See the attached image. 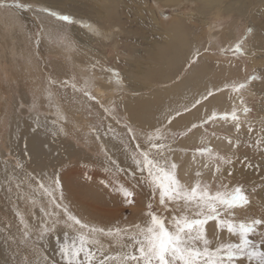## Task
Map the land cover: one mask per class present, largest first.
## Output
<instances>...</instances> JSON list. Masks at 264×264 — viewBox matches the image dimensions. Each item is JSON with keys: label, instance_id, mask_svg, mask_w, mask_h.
<instances>
[{"label": "snow or ice", "instance_id": "snow-or-ice-1", "mask_svg": "<svg viewBox=\"0 0 264 264\" xmlns=\"http://www.w3.org/2000/svg\"><path fill=\"white\" fill-rule=\"evenodd\" d=\"M0 8L13 12L17 18L27 11L36 15L37 20L45 17L50 22L46 27L41 21L37 31H25L31 50L28 63L33 57L37 61L42 59V44L56 45L69 55L73 50L79 51L81 45L72 32L74 26L103 36L96 25L46 2L37 7L21 0H0ZM210 47L209 41L204 51ZM223 51L233 56L245 54L242 42ZM201 56L200 47L193 45L183 70H190ZM93 67H100L102 72L112 73L118 82H123L115 68L104 69L100 61H95ZM258 78L264 79L252 75L243 82L206 84L183 102L162 109L153 124L143 127L122 115L118 104L105 105L97 99L92 92L94 75L82 86H78L75 76L68 79L45 76L42 95L50 102L49 107L55 109L51 114L56 118L49 123L48 114L40 113L36 89L30 91L31 101L18 102L13 105L15 110L28 112L33 132L67 137L68 118L61 109L80 105L92 120L85 135L94 137L98 143L101 166L113 178L107 184H114L112 191L125 206L134 205L135 197L146 190L147 210L141 222L126 221L122 226L93 223L79 215L68 202L58 170L28 171L22 158L9 152L15 163L9 166L5 160L0 190L16 208L20 224L19 239L16 235H5L6 242L16 244L12 264H264V213L240 215L251 212L257 195L260 206L264 207V176L252 187H246L236 176L237 164L244 169L264 171L248 155L239 154L244 144L264 160V120L257 130L252 121L241 119V114L247 117L251 111L244 104L243 92ZM69 88L71 93L67 91ZM224 91L236 94L240 105L233 102L231 109L224 111L212 107L216 94ZM54 96L56 102L52 103ZM186 114L197 118L181 124ZM7 115L6 108L5 119ZM218 125L235 130L231 136L223 137L231 146L225 153L211 145L213 138L221 137L209 127ZM244 127L247 139L242 132ZM195 131H201L200 143L181 146ZM177 153H191L193 162L202 161V168L211 172V178L203 179V172L197 170L194 183L182 182L179 165L174 160ZM24 155H28L26 149ZM21 203L26 205L30 220L20 210ZM58 230H62V237ZM50 237L56 241L52 256L45 245Z\"/></svg>", "mask_w": 264, "mask_h": 264}, {"label": "rangeland", "instance_id": "rangeland-1", "mask_svg": "<svg viewBox=\"0 0 264 264\" xmlns=\"http://www.w3.org/2000/svg\"><path fill=\"white\" fill-rule=\"evenodd\" d=\"M27 1L28 0H21V2H27ZM31 1L32 2H38V3H41V2L45 3L46 2V4L52 5V6H59L58 5L59 3L64 4V2L62 0H31ZM66 1H67L66 3H68L69 8L73 7L74 10L77 8L75 10V13H72V14H74V15H76V14L81 15L82 14V15H86L92 19L94 18L93 21L98 20V17H97L98 16L97 15L98 8H96V10H95V9H91V6H90L91 3L94 4L92 0H72V1L66 0ZM162 1L161 0L160 1L159 0H154V1L153 0L152 1L151 0H111L110 1L111 4H114L115 9H116L115 10V16H114V19L116 20L115 22L120 23L122 25V27L124 29V33L123 34L118 33L114 40L111 39L108 42L109 45L107 44V46H104L100 42L96 41V39L94 40L90 36L85 35V33H82L80 31L77 32L76 28H74V30H72L74 37L80 43L81 48H85V49L87 48V50L89 51V54L91 55L92 60H91V58L87 59V62L90 64L91 68L92 69L95 68L97 70L99 69V71H101L100 67H93V65L95 64V60L100 61L102 65H105V66H103L104 69H106L108 67L109 68L117 67L118 69L117 68H115V69L118 70V72L120 73V77H121L122 81L126 82V79H127V81L130 83V82H133V78H132V74H130L129 72L143 70V68L146 66H150L151 68L154 65H155V68L157 66L161 67V64H157V63L155 64L157 59L156 60L153 59L155 61V62H153L148 55H143V52L141 50L144 48L147 49L148 47H150L154 40H160L161 41L163 39V37H161V36L164 32V27H166L168 25V23L170 24V22L172 20H178V21H182V22L193 23V24H191L193 26L191 29L193 31L195 30L197 32H200V34L202 35V41H200V42L202 43V47H203V45H204V47L203 48L200 47V50L202 53L201 57H202V60L205 61V64H207L208 67H215L216 66V61L214 59L215 57H213V55L217 56V53L214 54L215 52H217V51L224 52L223 49L234 47L237 42H242L245 55H243V56L239 55L240 58H238L237 60H236V58H233V57H235L233 55H231V57H229L230 62L234 63V61H236L237 63H234V64H237V65L235 66L236 68L231 66L234 69L232 70V72L229 75H227L225 77L227 79V81L238 80V81L243 82L245 79H247L248 77H250L252 75H256L257 77H264V0H177V2H176V0H174L173 4L177 3L176 5H173L172 3L166 4L167 3L166 1H164V0H162ZM203 1L210 2L212 4L211 7L210 6L204 7V5L202 4ZM245 1H247V2H245ZM28 2H30V0ZM154 2H159L158 3L159 4L158 15H156L157 13L153 11V8L157 7V5H155ZM105 3H108V2L105 1ZM242 3H244L245 6H243ZM240 4L242 5V7H238ZM34 5H36V4H34ZM154 5H155V7H154ZM36 6H41V5H36ZM89 6H90V8H89ZM178 6H179V8H178ZM208 9L209 10L211 9V10L208 12ZM223 9H226V10H223ZM240 9H242V10H240ZM216 10H218V11H216ZM66 12L71 13L70 11H66ZM1 16L5 19L3 14H0V18H2ZM76 17L83 18L82 16H76ZM83 19L85 20V18H83ZM40 22L41 21H39L38 23L35 22V23H37L36 26ZM205 22L211 24L212 27L216 26L215 28H220L222 30L224 29V30L232 31L230 33L231 36L228 38L229 41L228 40L227 41H225V40L220 41L219 40L220 42H217L218 43V44H216L217 46H211L209 48L208 52H209V54H212V56H209V54L203 50L205 47L208 46V42H209L208 41L209 36H207L208 29H205V27H206L204 25ZM0 25H1V21H0ZM195 25H197V27ZM249 28L252 29L251 32L247 31V29H249ZM37 30H38V27H37ZM80 30L83 31V29H80ZM5 32L6 31L3 32V30L0 28V46L2 48V49L0 48V50H1V52H0V88H1L0 89V110H1L0 111V115H1L0 116V130H1V132H0V135H1L0 136V160H1L0 161V173H2V171H3L5 160L8 161V159H11V162H8L9 166H11L12 164L15 163V161H13L12 157L10 158V156L7 154H9V152H12V151H13L12 153H15L14 148L12 149V147H15V145H17L20 141V138H18L19 133H16L17 130H19L20 127H22V126H26L27 124H28L29 128L33 127V125L31 124L32 122L29 119L28 112L23 111V112L18 113L15 110V108L13 107V105L18 104V102H21V101L24 102L25 104H28L32 99V97L30 95V91L32 89H36V92L40 91L39 93H37V96H38L37 103H38L39 111H40V113L48 114V120H50V122H51L52 119L56 118L54 115L51 114L55 109L49 107L50 102H48L42 95V89L45 86V83H44L45 75L47 76V75L51 74L53 76L59 77L60 79H68L71 76H75L76 79L79 81L78 86H82L84 84V80H85L84 77L80 76L79 72H77V69L75 67L76 65L74 64V61H73V58L75 60H77V56L72 55V54L76 53L78 51L73 50V52L70 54L71 58H72V61L70 62V60L68 59L69 58L68 55L66 54V56H65L63 53H61L62 49L59 48L58 46L42 44V46H41L42 49L40 47V49L43 52V53H41L42 59L40 60L42 63L40 61H37L36 58L33 57V59H32L33 64H31V68H28L26 66V64L23 61H21L23 58L22 57L23 53H20V51H22L23 49L21 50V48H18V45L15 43L16 40H13V39L10 40L11 36L8 38L6 36ZM126 33L129 34V36H126L127 35ZM79 34H80V36H79ZM252 35H253V37H252ZM255 35H256V38L254 39ZM257 35H258V37H257ZM77 36L79 38H77ZM234 36H235V39L237 38L238 40L236 39V42L233 41L234 43L231 44ZM125 37H126V39H125ZM216 37H217L216 40L218 41V37H219V39L221 37L220 33H218L216 35ZM3 40H4V42H3ZM116 40H118L117 41L118 43L116 42ZM213 40H215V39H213ZM119 41H120V43H119ZM244 41L245 42L248 41L247 44H245V46H244ZM201 43H200V45H201ZM2 44H4V45H2ZM13 44H16V47L18 49ZM115 44H116V46H115ZM212 44H214V43H212ZM259 46H260V48H259ZM11 47H12V49H9ZM218 47L220 48V50L218 49ZM253 48L254 49L256 48V50L253 51ZM43 49H45V50H43ZM89 49H91V50H89ZM15 50H16V52H15ZM49 50H50V53L47 52ZM9 51L13 52V54L10 53ZM28 51L31 52V50H28ZM17 52H19V54ZM30 54L31 53H29V56H30ZM62 54H63V56H61ZM227 54H232V53L227 52ZM249 54H251L253 57ZM8 55H10V56H8ZM206 55L208 57H210L211 59L210 60L205 59ZM13 56H15V57H13ZM100 57L102 59H100ZM201 57L199 59H201ZM249 57L252 59H250ZM144 58H146V60ZM231 59H232V61H231ZM243 59H245V60L243 61ZM256 60H258V61H256ZM12 61L14 63L16 61V63L14 64ZM3 63H5V64H3ZM11 63H13V64H11ZM143 64H144V66H143ZM9 65L13 66V68H15V69L13 70V68ZM90 66H85V67H87V69H88V67H90ZM8 67L10 69L12 68L13 71H11ZM33 67H35L34 69H35V71L38 72L39 75L34 72ZM19 68H21V69L19 70ZM3 69H5V70H3ZM40 69H41V72H39ZM3 71L5 74L3 73ZM17 71L19 72L18 74L21 75V77L19 75H17ZM105 72L101 71L100 75L98 74L97 78H98L99 82H96V81H98L97 79H96V81H94V86H93L94 90L92 89L93 90L92 92L97 97V99L100 100L101 102L103 101L102 103H104L105 105H111L112 103H115L118 105L120 104L119 106L121 109V108H123L122 105L124 103L123 101L121 103V98H122V100H123V98L125 100L126 96L131 95V93L121 92V90L120 91L117 90V91H115V93H112L111 96L109 93H106L105 96L107 99L104 96L99 97L96 95L97 93H95V88H97L98 86L102 87V85L104 84L103 86L108 88L109 85L111 84V83H108V81L106 80L107 73H105ZM179 72L180 71L177 72L176 76L178 75ZM238 72L241 74H239ZM187 73H190V71L189 70L186 71L185 75ZM10 74H11V76H10ZM40 74H41V76H40ZM122 74H123V76H121ZM185 75H184V77H185ZM18 76H19V78L16 79V77H18ZM85 78H88L87 74H86ZM179 80H180L179 78L176 79V82H179ZM24 81L26 82L25 83L26 85H24V83H23ZM39 81L42 83H40ZM128 82H127V84H128ZM157 82H159V81H157ZM157 82L153 83L152 85L149 82V85H151V87L149 89L152 90V89L157 88L160 85ZM34 83H36V84H34ZM38 83H40L39 88H38ZM123 84H125V83H123ZM132 84L133 83H131L130 85L133 88L135 85L134 84L132 85ZM14 85H15V87H14ZM34 85L36 86V88ZM9 86H11V87H9ZM12 87H14L13 90L11 89ZM150 90H146L144 92L148 93ZM67 91H70L69 93H71L70 88ZM131 92L134 93L133 91H131ZM229 94H230V96L232 95L231 97H233V93L232 94L229 93ZM25 95H26V98H25ZM119 96H120V98H119ZM145 96H147V95H145ZM5 99H6V101H5ZM23 99H25V100H23ZM7 100L9 102L8 104H7ZM243 100L245 101L244 104L249 109H251V111L247 114V119L252 121L254 127L258 130L260 127V121L264 120V79L258 78V79L252 80L248 84L247 89L244 90V92H243ZM2 101H4L5 105L2 103ZM125 102H126V100H125ZM52 103H55V99H53ZM92 103L95 104V102H92ZM6 108H7V111H9L8 115H7L8 119L7 118L5 119V109ZM65 110H66L65 116L68 118V123L66 124V130H67V132H69V135L67 136V137H69V139L67 137H65V139H60L61 137L58 139V137H53L51 135V138L55 139V142H54V140H52V142L60 144V143H62V141H65L66 143L65 142H63V143L65 145H67L66 151L72 152L71 148H74V149H80L82 151V153L85 152V153H83L85 155H83V154L82 155L85 156L84 159H85V166L86 167L82 164L83 170L81 171V174L69 173V175L71 177L68 176L69 179L63 180V184H64L63 186H65V188H67V189H69L68 186H70V185L73 188H78V189L79 188H83V189L86 188L85 193H83L81 191L80 195L82 197L86 198L87 200H91L90 202H92L95 205H96V203L101 202L100 200H102V202H103L102 198H104L105 196L110 197L111 200L114 199V197L118 196V195L112 191L114 184H110V185L107 184V182L109 181L107 177H111V180L113 178L108 173L104 174V170L101 167V160H100V158H98V147H99L98 143L95 141L94 137L85 135V133L88 132L89 124L92 123L91 118H89L87 116L86 112H84L82 109H80V105L65 106ZM122 110H121L122 115H126V111L129 112L128 109L127 110L125 109L126 111H124V109H122ZM152 110H154V111L151 113V115H154L156 117L159 114V112L155 111L156 110L155 108ZM32 115L35 116L36 113H33ZM241 115H244V114H241ZM50 116H52V117H50ZM41 118L43 119V116ZM195 120H196V117H194V121ZM15 122H17V123H15ZM23 122L25 123V125ZM133 123H136V124H139L143 127H146L145 124H140L139 121H137V120L133 121ZM153 123L154 122H150L149 126ZM185 123H187V122H185ZM8 124H10V127ZM181 124H183V123H181ZM75 125H77V126H75ZM69 127H71V128H69ZM228 127L230 128V131H232L231 134H233L235 130L233 128H231L230 126H228ZM16 128H17V130H15ZM244 128H246V127H244ZM244 128H242V132L244 133V139H247L248 138L247 133H245V132H247V128L246 129H244ZM209 130L215 131L218 135H226L227 134V131H225V129H223L222 127H220L218 130H216V129L213 130L212 127H209ZM12 133H14V134L12 135ZM15 135L16 136L18 135V136L15 137ZM254 136H255V132L253 133V137ZM14 137H15V140L13 141ZM17 139H18V141H17ZM70 142H72V143H70ZM199 143H194V144H192V146L197 145ZM24 144L27 145L26 142ZM4 145H5V147H4ZM188 147H191V146H188ZM245 148H247V151L245 150ZM240 149H241L242 153H241ZM240 149H239V154L241 156H243L245 154L248 155L253 163L260 164L261 167L264 168V160L261 159V156L259 153L253 152L252 149L246 147L244 144H242L240 146ZM216 150H218L221 153H225V152L230 151V148L226 149V148H223L222 146H219V147H217ZM86 153H87V155H86ZM90 153H91V155H90ZM118 153L119 152H117V155H119ZM20 157L22 158V162L27 167V170H28L30 168L28 166L33 165L32 161L29 159L28 156H22L20 154ZM41 158H42V156H41ZM68 159L69 158L64 159L65 160V163H63L64 165L61 164L62 169H68L70 167V165L72 166V164H79V162H77L78 161L77 159H79V158L76 156L70 157V159H69L70 161H68ZM73 159H74V161H72ZM94 159H96V160H94ZM43 160H44V157H43ZM93 160L95 162H93ZM86 161H88V162H86ZM62 162H64V161H62ZM91 162H93V164ZM88 163H90V164H88ZM97 165H99V167ZM61 166H58L57 169H61L60 168ZM238 168L240 170H238ZM70 169H72V168H70ZM197 170H199V169H195V172L193 174L194 179H195V173ZM244 170H246V169H244ZM244 170L243 169L241 170V166L239 164H237V173H236L237 179L240 180L242 183H245L246 187H252L253 185H258L260 183V176H264V171L257 172L256 170H249V171H247V170L244 171ZM88 171H90V172H88ZM99 171L100 172L102 171V173H100ZM69 172H71V171H69ZM98 173H100V174L97 175ZM106 174H107V176H106ZM95 175H97V176H95ZM78 176H80V177H78ZM93 176H95V177H93ZM99 177H100V179H99ZM209 177H211V176L203 175V179L206 178L205 180H209L210 179ZM71 178H73V179H71ZM95 178H96V181L94 182ZM92 179H94V180H92ZM102 181L104 183H102ZM181 181L183 182V180H181ZM105 185H107V186H105ZM96 188H98V189H96ZM99 189L102 190L103 194L100 197L96 196V198H98L97 200L95 198L92 199L93 196L90 197L91 193L95 196V194L93 192H95L97 194ZM258 191H259V189H257V192ZM142 201H144V198H141L140 196L138 198L136 196L135 197V204L132 205V207L125 206L122 203L120 205H117V206L115 204H112L115 206L114 207L115 209L118 208L120 210L119 213L117 214L118 216L115 220H117L119 217H121V218L116 222V224L122 226L124 224V222H126V220H127V222L129 219L131 220V215L133 213L132 208H134V213H137V214L140 213L141 216H144V213L147 210L146 205H147L148 197H146L144 204H142ZM19 207H20V210L22 212H24L25 218L30 219L27 216L26 205L24 203H21V205ZM253 208H252L250 213L241 212L240 215L243 216V215H247V214H254L256 216H259V212H260L261 208H259L257 206H256V208H254V209ZM87 210H89V209H87ZM94 216H96V215H94ZM95 220H96V218H95ZM113 221H114V219H113ZM112 222H108V224L110 225ZM133 222H136V220L132 221V223ZM130 223H131V221H130ZM0 225H1L0 226V229H1L0 230V264H12V257H13V253L16 250V244L12 243L10 241L6 242L5 235L6 234H8V235L14 234L19 239V233H18L17 229H18V227H20V224H19V218L16 216V208H14V206L7 200L6 193L3 190H0ZM16 225H18V226H16ZM48 242H49V239L47 241H45V245ZM21 250L23 251V249H21ZM16 258L20 259L21 257L17 256Z\"/></svg>", "mask_w": 264, "mask_h": 264}, {"label": "bare ground", "instance_id": "bare-ground-1", "mask_svg": "<svg viewBox=\"0 0 264 264\" xmlns=\"http://www.w3.org/2000/svg\"><path fill=\"white\" fill-rule=\"evenodd\" d=\"M62 1L64 2V4L63 3H59L58 4L59 6H53V7L55 9H57V10L63 9L64 11H70L71 13H75V10L77 8L75 10L73 9V7L69 8L68 3H66L67 1L66 0H62ZM92 1H93L94 4L91 3V5H90L91 9H95L96 10V8H98V11H97L98 20L93 21L94 18L92 19V18H90V17H88L86 15H82L80 12L79 13L81 15L76 14L75 16H82L83 18H85V20L87 22L96 25L102 31L103 36L100 37V36H96L94 34H90L87 30H84V29L82 31V30H80V28L78 26H74L72 30H74V28H76L77 32L80 31L82 33H85V35H88L91 38H93L94 40L96 39V41L100 42L102 45L107 46L108 42L111 39L114 40L118 33H122L123 34L124 33V29H123V27H122V25L120 23H116L115 22L116 20L114 19V16H115V10L116 9H115L114 4H111V2H110L111 0H92ZM105 1H107L108 3H105ZM164 1L167 2L166 4H168V3H172L173 4L174 3V0H164ZM31 2L32 1L30 0V2H28V3H31ZM176 2H177V0H176ZM245 2H247V1H245ZM41 3L32 2V4H36V5H41ZM154 3H155V5H157L158 8L157 7L153 8V11L157 13L156 15H158V13H159V4L158 3L159 2H154ZM176 4H173V5H176ZM202 4L204 5V7H208V6L211 7V5H212L210 2H206V1H203ZM242 4H243V6H245L244 3H242ZM46 5H48V4H46ZM155 5H154V7H155ZM90 6H89V8H90ZM37 7H39V6H37ZM238 7H242V5L240 4ZM178 8H179V6H178ZM210 10L208 9V12ZM223 10H226V9H223ZM240 10H242V9H240ZM216 11H218V10H216ZM0 14H3L4 17H5V19L2 16H1L2 18H0L1 25H2V26L0 25L1 26L0 28L3 30V32L6 31L5 33H6V36L8 38L11 36L10 40H12V39L16 40L15 43L18 45V48H21V50L23 49L22 51H20V53H23V55H22L23 58H22L21 61H23L28 68H31V64H33L32 61H31V63H28V61H27V58L29 57V53H31V52L28 51V50H30V45H29L28 41L25 39V31H32V32L37 31L38 25L36 26V24L39 21H44L46 27L48 26V23H50V22L45 17H41L40 20H37V18H35L36 15H34L32 12H27V11L21 12L19 18H17L14 15L13 12L6 11L3 8H0ZM35 22H37V23H35ZM191 24H193V23H191V22H182V21H178V20H172L170 22V24L168 23V25L166 27H164V32H163V34L161 36V37H163V39L161 41L160 40H154L150 47H148L147 49L144 48V49L141 50L143 52V55H148L153 62H155L153 59H155V60L157 59L155 64L156 63L157 64H161V67L157 66L155 68V65L153 64L154 66H152V68L150 66H146V67L143 68V70L129 72L130 74H132L133 82L129 83L127 81V79H126V82H123L125 84L118 82L116 77L112 73L104 71L105 73H107L106 80L109 81V78H110L111 82H108V83H111V84L108 87L109 89L104 87L103 83H102L103 85L101 84L102 87L98 86L97 88H95V93H97L96 95L99 96V97L104 96L106 98V96H105L106 93H109L110 96H111L112 93H115V91H117V90H119V91L121 90V92L131 93V95L126 96V98H125L126 102H125L124 98H123V100L121 98V103H122V101L125 103V104L123 103V105L121 104L123 106V108H121V110L124 109V111H126L128 109L129 112L126 111V115L128 117H130L132 121H136L137 120V121H139L140 124H145L146 127H148L150 122H154L155 118H156L154 115H151V113L154 111L152 109L155 108L156 109L155 111L160 113V111L162 109H165L167 106H169V105L175 106L176 104L183 102L184 99H186V98L190 97L191 95L201 91L206 84L210 83V84H213V85H222L223 82L227 81V79L225 77L227 75H229L232 72V70L234 68H236L235 66L237 65V64H234V63H237L234 60H233L234 63L230 62L229 57H231L232 54H227V53L220 52V51H217L215 53L213 52L214 54L217 53V56L213 55V57H215L214 59L216 61V66L215 67H208L207 64H205V61L202 60V57H201V59L198 60V63L189 70L190 73H187L185 75L186 71H184L182 68L185 65L187 57L191 53L193 45H196L198 47H202V43L200 42V41H202V35L200 34V32H197L195 30L193 31L191 29L193 27ZM22 25H23V27H22ZM204 25L206 26L205 29H208L207 36H209L208 37L209 40L208 39L207 40L211 42V46H217L216 45V44H218L217 42H220L221 40L227 41L228 38L231 36L230 33L232 31H228V30H224V29L222 30L220 28H215L216 26L212 27L211 24L206 23V22L204 23ZM195 26L197 27V25H195ZM218 33H220L221 37H220V39L218 37V41H217L216 40L217 39L216 35ZM79 36H80V34H79ZM126 36H129V34H127ZM252 37H253V35H252ZM257 37H258V35H257ZM77 38H79V37L77 36ZM255 38H256V35L254 36V39ZM125 39H126V37H125ZM213 39H215V40H213ZM236 39H235V36H234V38L232 39V43L231 44L234 43L233 41L236 42ZM117 41L118 40H116V42ZM3 42H4V40H3ZM247 42L244 41V46H245V44H247ZM119 43H120V41H119ZM200 43H201V45H200ZM212 43H214V44H212ZM4 44H2V45H4ZM16 44H13V45H15V47H16ZM32 46L34 47V44ZM115 46H116V44H115ZM260 46H259V48H260ZM203 47H204V45H203ZM0 48H1V46H0ZM9 49H12V47L9 48ZM41 49H42V47H41ZM41 49H40V53H43ZM218 49L220 50L219 47H218ZM43 50H45V49H43ZM254 50H256V48L255 49L253 48V51ZM208 51H207V53L209 54ZM0 52H1V50H0ZM15 52H16V50H15ZM47 52L50 53V50L47 51ZM10 53L13 54V52H10ZM17 53L19 54V52H17ZM61 53H63L65 56L67 54V53H65V51L63 49H62ZM63 54L61 56H63ZM67 55L69 57L68 59L71 62L72 61L71 55H69V54H67ZM72 55H76L77 56V60H75L73 58V61H74V64L76 65L75 67L77 69V72H79L80 76L84 77V79L86 80L91 75H94L96 77V79L98 80L97 76H98V74L100 75L101 71H99V69L97 70L95 68L92 69L90 64L87 62V59L91 58V55L89 54V51L87 50V48L86 49L85 48H80V50L78 52L73 53ZM249 55H251V54H249ZM8 56H10V55H8ZM209 56H212V54H209ZM13 57H15V56H13ZM233 58H236V60H237L240 57H239V55H236ZM100 59H102V58L100 57ZM144 59L146 60V58H144ZM205 59H207V60L209 59L210 60L211 58L206 55ZM250 59H252V58H250ZM91 60H92V58H91ZM244 60L245 59H243V61ZM95 61H97V60H95ZM231 61H232V59H231ZM256 61H258V60H256ZM13 63H11V64H13ZM15 63H16V61H15ZM3 64H5V63H3ZM9 66H11V65H9ZM85 66H90V67H88V69H87V67H85ZM103 66H105V65H103ZM143 66H144V64H143ZM231 66H233L234 68H232ZM11 67L13 68V66H11ZM12 68L11 69L9 68V69L11 71H13L15 68H13V70H12ZM34 68L35 67H33V69ZM108 68H106V69H108ZM115 68H117V67H115ZM20 69L21 68H19V70ZM3 70H5V69H3ZM178 71H180V72L176 76ZM34 72L36 74H38V72L35 71V69H34ZM39 72H41V69H40ZM3 73H4V71H3ZM18 73L19 72L17 71V75H19ZM86 74L88 75V78H85ZM239 74H241V73H239ZM184 75H185V77H184ZM10 76H11V74H10ZM19 76L21 77V75H19ZM19 76L16 77V79L19 78ZM40 76H41V74H40ZM121 76H123V74ZM178 78L180 79L179 82H176L175 84H173V80H176ZM96 79H95V81H96ZM85 80H84V82H85ZM157 81H159V82H157ZM96 82H99V80L96 81ZM127 82H128V84H127ZM149 82L151 83V85L153 83H156V82L159 83L160 85L157 88L150 90L149 88L151 87V85H149ZM23 83H24V85H26L25 81ZM40 83H42V82H40ZM40 83H38V88H39V84ZM131 83H133L135 85L133 88L130 85ZM34 84H36V83H34ZM9 87H11V86H9ZM14 87H15V85H14ZM14 87H12L11 89L13 90ZM35 88H36V86H35ZM146 90H150V91L148 93H145L144 91H146ZM54 91H55V89H54ZM131 91H133L134 93H132ZM39 92H37V93H39ZM68 92H70V91H68ZM145 95H147V96H145ZM229 97H230V94L228 93V91L217 93L216 94V98L212 101V107L216 108L219 111H224V110H230L231 106H232L231 104L233 102H235L238 106L240 105V99L236 96V94L233 93L232 99H230ZM25 98H26V95H25ZM119 98H120V96H119ZM54 99H55V102H56V97L55 96H54ZM23 100H25V99H23ZM5 101H6V99H5ZM2 103L4 104V101H2ZM8 103L9 102L7 100V104ZM244 103H245V101H244ZM54 111L52 113H54ZM61 111L63 112L64 115L66 114L65 106L62 107ZM50 117H52V116H50ZM194 117L197 118L196 115L189 116V115L186 114L185 117H184V120L181 121V123H185V122H188V121H194ZM245 118H247V117H245L244 115H241V119H245ZM15 123H17V122H15ZM49 123H50V120H49ZM8 125L10 127V124H8ZM24 125H25V123H24ZM75 126H77V125H75ZM65 127H66V125H65ZM210 127H212L213 130H215V129L218 130L220 127H222L223 129H225V131H227L226 135H218V136L221 137V139L213 138L211 140V145L214 148H216V149L219 146H222L223 148H226V149L230 148L231 146L227 143V140L223 139V137H227L228 135L229 136L232 135L231 134L232 131H230V128L227 125H218V126H215V127H213V126H210ZM69 128H71V127H69ZM244 129H246V128H244ZM15 130H17V128ZM201 131H195L194 134H190L189 138H186L183 141V145H181V146H192V144H194V143H199L201 141ZM210 131H212V130H210ZM0 132H1V130H0ZM16 133H19L18 134L19 135L18 138H20V141H19V143L17 145H15V147H12V149L14 148V152L16 153V154L15 153H13V154L15 156H19V157H20V154L22 156H25L24 155V150L25 149L27 150V153H28L27 156L30 157V160L32 161V164H33L31 166H28V167H30L28 169V171H32L33 169H37V170L43 169L44 171H47V172L51 173L54 170H58L59 173H60L62 186L64 185L63 184V180L64 179H69L68 178V176H70L69 173L81 174V171L83 170L82 164L85 166V159H84L85 156H83V155H85V154H83L85 152L82 153V151L80 149H74V148H71L72 152L66 151L67 145H65L63 143L65 141H62V143H60V144L59 143H53L52 140H54V142H55V139H52L51 135L50 136L46 135V134L43 133V131H41L39 133L33 132L32 128H29L28 124L26 126L20 127V129L17 130ZM245 133H247V132H245ZM13 134L14 133H12V135ZM17 136L15 135V137H17ZM15 137H14L13 141L15 140ZM59 138L60 139H65V136H63V135L58 136V139ZM67 138L69 139V137H67ZM17 141H18V139H17ZM25 142L27 143V145L24 144ZM70 143H72V142H70ZM4 147H5V145H4ZM245 150L247 151V148H245ZM240 151H241V149H240ZM241 153H242V151H241ZM7 155H9V154H7ZM86 155H87V153H86ZM90 155H91V153H90ZM41 156H42V158H41ZM72 156H76V157L79 158V159H77L78 161L75 159L77 162H79V164H72V166L71 165H70V167L68 166L69 167L68 169H62L61 164L65 163L64 159H66V158L70 159V157H72ZM43 157H44V160H43ZM10 158H11V156H10ZM69 159H68V161H70ZM61 160L64 161V162H62ZM94 160H96V159H94ZM94 160H93V162H95ZM174 160L179 165V167H178V175H179L180 179L183 180L184 183H194L195 179L193 178V174L195 172V169L201 170L203 172V175H205V176H211V172L208 169L202 168V166H201L202 163H203L202 161L193 162V160L191 158V153H189L187 155H183L181 153H177L174 156ZM72 161H74V159ZM8 162H11V159H8ZM86 162H88V161H86ZM93 162H91V163L93 164ZM88 164H90V163H88ZM58 166H61L60 167L61 169H57ZM97 166L99 167V165H97ZM70 168H72V169H70ZM242 169L244 170V168L241 167V170ZM238 170H240V169L238 168ZM246 170L249 171V169H246ZM246 170H244V171H246ZM69 171H71V172H69ZM90 171H88V172H90ZM100 173H102V171ZM100 173H98L97 175H99ZM104 174H105V172H104ZM97 175H95V176H97ZM80 176H78V177H80ZM95 176H93V177H95ZM106 176H107V174H106ZM96 178H95V180L94 179H92V180H94V182H95ZM107 178H108L109 181L111 180V177H107ZM209 178H211V177H209ZM71 179H73V178H71ZM99 179H100V177H99ZM68 188L69 189H67V188H65V186H63L64 194L67 197L68 202H70L73 205V207L77 210V213L79 215L83 216L87 220H91L93 223L103 224V225H109L108 222H112L113 219H114V221L110 224V226L111 225H117L116 222L121 217H119L117 220H115V219L117 218V216H118L117 214L119 213L120 210L118 208L115 209L114 208L115 206L112 205V204H115L117 206V205H120L122 203L121 202V198L119 196H115L114 199H112V200L110 199V197L105 196L104 198H102L103 202H102V200H100L101 202L96 203V205H95L92 202H90L91 200H87L86 198H84V197H82L80 195L81 191L83 193H85L86 188L85 189H83V188H79L78 189V188H73L71 185L68 186ZM96 189H98V188H96ZM93 193L95 194V196L91 193L90 197L93 196L92 199L95 198L96 200L98 199V198H96V196L100 197L103 194L102 190H100V189H99L97 194L95 192H93ZM139 196L141 198H144V201H142V204H144L145 200H146V197H148L147 191L145 190V192H141L140 194L137 195L138 198H139ZM256 206L261 208L260 212L258 211L259 215L264 213V207L260 206L259 196L258 195L256 196V199L254 201L253 207L256 208ZM128 207H132V206H128ZM87 209H89L90 211L87 210ZM132 212L133 213L131 215V220L130 219L128 220L129 223H130V221L132 223V221H134V220H136V222H141L143 220L144 216H141L140 213H138V214L134 213V208H132ZM94 215H96V216H94ZM95 218H96V220H95ZM16 226H18V225H16ZM58 235H60L62 237V230H58ZM46 247H47V252H48V254L50 256L55 255L54 249L56 248V241H55L54 237H50L49 238V242L46 244Z\"/></svg>", "mask_w": 264, "mask_h": 264}]
</instances>
